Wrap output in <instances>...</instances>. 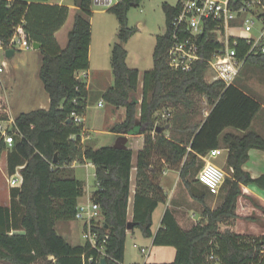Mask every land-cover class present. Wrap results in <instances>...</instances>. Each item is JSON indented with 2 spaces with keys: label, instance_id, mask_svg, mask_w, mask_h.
<instances>
[{
  "label": "trees",
  "instance_id": "1",
  "mask_svg": "<svg viewBox=\"0 0 264 264\" xmlns=\"http://www.w3.org/2000/svg\"><path fill=\"white\" fill-rule=\"evenodd\" d=\"M143 1L120 0L108 10L117 18L119 30L111 54L114 84L103 94L109 105L126 109L124 121L111 131L144 136V147L137 154L133 230L139 228L143 237L153 239L154 246L174 247L172 264H264V236L252 239L221 229L239 220L237 210L244 187L264 188V176L252 178L244 169L250 150L264 151V137L252 130L263 105L236 84L208 83L207 64L203 61L196 62L190 72L170 67L172 22L179 13L178 5L162 6L167 30L156 38L153 68L143 75L130 68L126 45L137 29L130 27L128 14ZM47 2L0 0V43L8 45L15 28L24 25L29 42L42 45L40 78L50 97L48 110L23 113L15 120L13 130L18 134L8 155V174L22 168L23 184L10 190L9 207L0 205V264H99L89 261L98 255L90 244L72 246L56 230L58 222L75 221L86 186L69 167L86 160L94 165L98 183L91 200L100 206L103 216L102 226L95 229L101 238L98 246L106 239L107 264H123L134 152L128 147L83 146L84 125H77L72 118L74 112L84 116L87 108V84L77 74L90 67L94 0H74L78 8L74 26L66 48L60 51L55 35L66 24L70 9ZM209 38L205 34L200 42L206 57L218 47L208 43ZM240 48L242 57L243 43ZM246 64L264 70V55L252 56ZM141 85L139 101L135 95ZM203 99L210 113L206 119L198 120L203 117L198 106ZM168 111L172 117L159 124L161 115ZM9 120L0 81V122ZM220 148L228 152V174L219 194L222 193V203L212 209L206 201L209 191L199 190L195 185H201L200 181L191 178L203 163L201 157ZM7 149L0 132V158ZM168 166L180 170V180L189 196L204 209L201 220L189 230H184L167 209L161 228L154 234L153 214L160 203L167 201L159 177ZM254 205L264 213V206ZM211 256L215 260H210Z\"/></svg>",
  "mask_w": 264,
  "mask_h": 264
},
{
  "label": "rangeland",
  "instance_id": "2",
  "mask_svg": "<svg viewBox=\"0 0 264 264\" xmlns=\"http://www.w3.org/2000/svg\"><path fill=\"white\" fill-rule=\"evenodd\" d=\"M55 1V0H51ZM119 0H115V3ZM178 0H144L139 7H132L129 11V25L130 27L137 29L135 36L128 42L126 49L128 50V63L132 68H138L141 71H149L153 68V51L156 43V38L158 36H163L166 33L167 25L165 13L163 10V4L167 3L170 6L175 7ZM111 19L112 24L108 21L103 22L107 29L111 27L107 39H102L99 37V40L94 41L93 47V68L102 70V74L105 77V84H98L95 79L91 82V96L98 101L101 98L102 89H108L113 85L114 76L111 68V50L110 43L113 41L115 36H112L114 29L118 26V21L115 15L108 14L107 20ZM71 27V24L67 25V29ZM100 28V24L96 21L95 30L96 33ZM261 25L257 23L256 29L259 30ZM116 31V30H115ZM101 35V34H100ZM27 53H20L17 51L16 59L22 60L26 58ZM5 55L2 50H0V61H5ZM7 63L13 61L11 58H6ZM14 60L13 64L16 62ZM6 68V67H5ZM142 73V75H143ZM2 80H4L5 75L0 74ZM143 77H141L142 80ZM85 81H88L87 77H84ZM1 81V80H0ZM142 83V82H141ZM238 86L242 87L247 93L254 96L256 99L264 105V70L246 64L240 74V77L235 82ZM142 94V85L139 88V92L135 95V98H140ZM97 103V102H96ZM91 103L88 105L87 109V127L90 129L89 136L90 141L87 143L95 147H106L115 144L117 138L107 130L104 116L109 112L107 104L105 103L104 108L93 107ZM198 106L203 111V117H198V120L204 118V114L210 110L205 99L198 103ZM20 108H18L19 110ZM173 113V110H172ZM102 119L101 122L99 120ZM119 120V119H118ZM6 122V121H4ZM165 121H160L161 124H164ZM3 123V122H0ZM252 130L259 133L264 137V109L255 119ZM100 131V133L96 132ZM87 135V133H86ZM85 138L87 136H84ZM225 159V155L218 157L215 161V164L219 167L222 166ZM157 160V159H156ZM161 163V162H160ZM2 163L0 162V165ZM1 168V167H0ZM222 168V167H221ZM223 169V168H222ZM228 174V170L223 169ZM94 173L95 169L90 167L86 169L81 166H77V176L80 179L87 180L89 179L91 188L94 190L96 188L94 183ZM8 174L7 172H1L0 169V205H5L10 203V192H9V182L7 181ZM191 180H198V174L196 173ZM199 190L205 191V186L197 184L195 185ZM168 190L166 193L167 198H169L173 193L176 194V199L171 205L169 203L170 210L174 214L178 223L182 221L183 225H187V220L191 219L192 224H197L201 219L200 216L203 213V205L199 201L193 200L188 191L183 184L180 183L176 178L174 181L170 182L167 185ZM243 196L239 199L237 214L240 216L239 220H236L228 225H222L221 229H230L235 233L250 237L252 239H259L264 236V213L261 209L255 207V203L264 206L262 202L256 197H253L251 194L244 191ZM253 199V202L249 199ZM87 199L83 200L86 202ZM222 193L219 196H212L211 194L207 195V205L211 208L217 207L222 203ZM166 209V202L160 203L158 210L156 212V225L158 216L163 213ZM195 214V216H194ZM186 217V219H184ZM197 220V221H196ZM196 221V222H194ZM57 233L59 235H64V231L69 230L70 238L69 240L74 245H84L85 240L83 238V222L82 221H68V222H58L56 226ZM134 237H129L126 242V252H125V264H172L175 258L176 249L174 247H162L154 246L143 237L141 230L137 228L135 230ZM136 243L137 248L134 247ZM147 249L148 254L144 255L141 252V249Z\"/></svg>",
  "mask_w": 264,
  "mask_h": 264
},
{
  "label": "built area",
  "instance_id": "3",
  "mask_svg": "<svg viewBox=\"0 0 264 264\" xmlns=\"http://www.w3.org/2000/svg\"><path fill=\"white\" fill-rule=\"evenodd\" d=\"M104 2V0H98ZM111 3V0H110ZM179 13L172 22L173 45L169 50V65L173 70L190 72L198 61L207 64L205 79L208 83L224 82L226 86L234 85L240 76L248 58L264 55V0H178ZM259 23L261 28L256 29ZM211 36L208 43H215L218 47L209 57L202 54L204 49L200 44L203 36ZM207 39V38H206ZM244 45V54L239 56V50ZM31 43L24 25L17 26L8 45L0 43V50L4 52L5 60L8 51L19 47L29 49ZM6 61H0V73L4 71ZM86 74L77 78L82 80ZM102 106V103L99 104ZM172 117L171 113L164 112L160 121H167ZM72 118L77 125H84V116L72 113ZM160 121L158 123L160 124ZM1 136L5 143L12 146L17 130H10L0 123ZM81 134V142L84 137ZM72 139H76L72 136ZM83 143V142H82ZM226 150L215 149L206 156L201 157L204 166L201 169L198 180L204 185L212 196H219L226 179V172L213 163ZM11 187L20 188L23 184V176L20 172L9 178ZM245 191V190H244ZM76 221L83 222V238L85 243L96 249L98 255L91 257L101 264L102 259H108L105 243L98 246L100 235L96 228L103 224V216L100 206L91 199L79 204L75 216ZM142 254L147 255L148 250L142 249ZM210 260H215L213 256ZM120 264V263H119Z\"/></svg>",
  "mask_w": 264,
  "mask_h": 264
},
{
  "label": "crops",
  "instance_id": "4",
  "mask_svg": "<svg viewBox=\"0 0 264 264\" xmlns=\"http://www.w3.org/2000/svg\"><path fill=\"white\" fill-rule=\"evenodd\" d=\"M119 1H117L116 3H118ZM116 3H115V0H111V3L109 6H105L102 4L95 5L93 3L92 16L90 18L91 26H92V41H91L90 52H89L90 67L87 71H81L77 74L78 76H81V77H82V75L86 74V76L88 78V81H85L84 78L82 79L83 82H85L87 84V88H88V99H87L86 113L84 115L85 123H84V134H83L84 136H87V137L83 138L82 144H83V146L92 147L94 149H99L101 147L98 148V147L89 145L87 143L91 139L89 134H88L90 129L86 125V123H87V120H86L87 109H88L89 104L91 106V103L97 104V105H93V107L104 108L106 102L103 100V94L105 93V91L107 89L100 90V92H102V93H100L101 98L98 101H96L97 99L92 98L91 93H90L91 85H92L91 82L95 79V81L98 82L99 85L100 84L103 85L106 83V81H105L106 79H105L104 75L102 74V70H100L99 68L98 69L93 68V47H94V41L96 39L99 40V37L102 39L103 38L107 39L108 36H110L109 31L111 30V27L109 29H107L106 26L105 25L103 26L102 24H103L104 20L110 22L111 24L113 23L111 19L107 20V15L110 14L108 12L109 8ZM47 4L64 6V7H68L70 9L66 24L55 35L56 42H57L56 48L58 49V51L64 50L68 44V35H69L70 31L73 29L75 15L77 14L78 8L75 6L74 0H55V1L48 0ZM96 21L98 22V24H100V28L98 29L97 33L95 30ZM69 24H71V27L69 29H67V25H69ZM118 30H119V24L114 29V31H112L113 32L112 36H115V37H112L114 39L110 43L111 54H112L113 44L117 41ZM33 44L34 43H31L32 46L29 49H20L19 47L15 48L14 49V51H15L14 55H12V57H10L13 61L7 63V61H6L7 59L5 60L6 61V68H4V71L2 72V74L5 75L4 80H2L1 75H0V80H1V83L3 85V89H4V93L6 96V101H7L8 109H9V113H10V120L3 122L1 124L5 127H8L10 130L11 129L13 130L15 128V120L18 118L19 115H21L23 113H29V112H32V111H35L38 109L48 110L50 107V97H49L48 93L46 92L44 84L40 78V71H41V67H42V63H43V53L41 50L42 47L38 50H35L33 48ZM155 45H156V43H155ZM10 51H12V50H10ZM17 51L22 53V54L27 53L26 58L22 59V60H17L16 59ZM15 59H16V62L13 64ZM127 64L129 66L128 60H127ZM130 68H132V67H130ZM132 69H138V68H132ZM138 70L140 71L141 74L143 73V71H141L140 69H138ZM238 78H237V80H238ZM113 84H114V82H113ZM112 86H110V87H112ZM240 88H242V87H240ZM249 95H251V94H249ZM252 97H254V96H252ZM137 99L139 101H141V97L137 98ZM100 103H102V106H99ZM106 104L108 106V109H110V110L104 116V120H106L105 125H106L107 130H109L111 132V134L114 135L118 140L119 137L122 136L123 134L118 135L116 133H113L111 130H112L113 126L124 121L125 116H126V109L125 108H116V107L109 105L108 103H106ZM18 108H20V109L18 110ZM263 109H264V105H263ZM209 113H210V110L204 114V119H206L209 116ZM101 121H102V119L99 120V122H101ZM96 132L100 133V131H96ZM86 133H87V135H86ZM167 135H169V132H167ZM127 137H128L127 147L132 149V151L134 152L133 170H132V174H131V192H132V195L130 198L129 209H128V219H129V221H132L133 214H134V200L133 199H134V194H135V190H136V177H137V168H136L137 154L144 147V136L140 135V134H133V135L128 134ZM12 146L8 145V149L6 151H4L1 155L0 162L2 164L0 165V167H1L0 169H1L2 173L7 172V174H8V155H9V152H10ZM110 146H114V144L110 145ZM220 149L225 150L224 148H220ZM223 155H225V159H224V162H223L221 167L223 169L227 170L226 162H227L228 152L225 151L223 153ZM217 159L213 160L214 164H215V161ZM77 166H81V167H84L86 169H89L90 167H93L95 169V167L88 160H86L84 162H74L69 167V168H73L74 173H75V177L78 180L82 181L86 186V194L84 197H82L80 199V204L81 203L83 204V203H86L88 200H90L91 197L93 196V194L98 191V183L96 180V174L94 173V178H95L94 183H95L96 188L94 190H90L91 185H90L89 179L83 180L77 176ZM203 166H204V162L201 163L199 169L196 171V173L198 175H199L201 169L203 168ZM21 169L22 168H18L17 172H20ZM244 169L248 173L251 174L252 178H259L261 176H264V151L256 150V149L250 150L249 161L245 164ZM95 172H96V170H95ZM11 176L12 175L8 174V177H7L8 182H9V178ZM175 178L180 183H182L180 180V170L169 167V166L165 167L163 173H161L160 177H159L160 186L163 188L164 192H167V190H168L167 185L170 184V182L174 181ZM183 187H184V185H183ZM9 188H10L9 189V192H10V190L14 187H11L9 184ZM205 189H207V188L205 187ZM244 190H245V192L251 194L253 197H256L257 199H259L260 202H262V204L264 205V188L259 187L257 185H251L248 188L244 187ZM85 199H87L86 202H83V200H85ZM175 199H176L175 193H173V195H171L169 198H167L166 209L163 213H161L158 216L157 225H156L155 215H156L158 208L154 212V214H153V227H152V231L154 234H156L158 232V230L161 228L162 218H163L166 210L170 209V207H171L169 205L170 201H171V205H172L174 203ZM9 201L11 203V200H9ZM10 203L8 205L5 204V205H1V206L9 207ZM217 207L215 206L212 209H215ZM201 214H202V212H201ZM194 216H195V214H194ZM201 218H202V216H200V219ZM184 219H186V217ZM196 221H194V222H196ZM182 222L179 223V225L181 227H182ZM186 224H188V226L183 225L184 227H182L184 230H189L195 225V224H192L191 219L187 220ZM135 230L128 231L127 239L130 236L134 237V235H136ZM70 235L71 234L69 233V230H67V231H64V235H61V236L64 239H66L72 246H80V245L72 244V242L69 240ZM147 240H149L150 243L153 244V239H147ZM81 246H83V245H81ZM134 247L137 248L136 243H134ZM142 249H144V248H142ZM125 250H126V248H125ZM123 264H125V263H123Z\"/></svg>",
  "mask_w": 264,
  "mask_h": 264
},
{
  "label": "water",
  "instance_id": "5",
  "mask_svg": "<svg viewBox=\"0 0 264 264\" xmlns=\"http://www.w3.org/2000/svg\"><path fill=\"white\" fill-rule=\"evenodd\" d=\"M94 4L95 5L102 4V5H105V6H109L110 5V0H104V2H98V0H94ZM41 47H42V45L39 44V43L35 42L33 44V48L35 50H38ZM14 53H15L14 50L8 51V54H7L8 58L12 57V55H14ZM169 128H170V126L168 125L167 129H169ZM127 136H128L127 133L123 134L122 136H120L113 147L116 148V149H125V148H127V143H128V137ZM56 161H57V156L55 157V162ZM127 227H128L127 230L131 231V230L134 229L135 224L133 222L129 221ZM101 264H107V260L106 259H102Z\"/></svg>",
  "mask_w": 264,
  "mask_h": 264
}]
</instances>
